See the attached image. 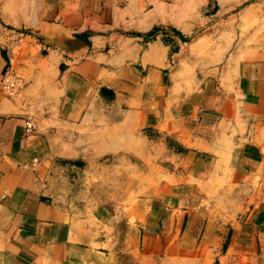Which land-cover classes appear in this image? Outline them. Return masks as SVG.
<instances>
[{"label":"rangeland","instance_id":"1","mask_svg":"<svg viewBox=\"0 0 264 264\" xmlns=\"http://www.w3.org/2000/svg\"><path fill=\"white\" fill-rule=\"evenodd\" d=\"M65 1L85 23L88 19L87 30L74 33L76 38L92 46L87 38L109 34L107 56L97 61L106 71L97 83L117 79L124 69L142 76L149 68L160 72L149 90V116L161 118L158 124L145 125L141 103L125 102L111 91L101 93L102 103L93 99L63 120L61 91L53 84L64 65L58 70L48 65L39 33L64 0H0L5 61L0 87L6 104L0 112L31 119L32 135L49 137L50 153L33 173L44 180L43 199L68 216L75 241L87 243L90 264H259L242 258L255 254V247H227L254 198L229 178L228 165L238 148L234 137L245 126L240 76L264 62V0H111L121 9L117 20L111 17L102 27L98 12L83 13L91 0ZM151 44L154 57L145 53ZM5 74L16 80L12 92L3 87ZM189 109L200 114L226 109L235 119L208 127L187 120ZM161 220L165 228L179 222L188 239L172 246L179 231L162 235L150 227ZM218 225L231 228L222 247L189 245L187 240H204ZM0 264L23 263L11 258Z\"/></svg>","mask_w":264,"mask_h":264},{"label":"crops","instance_id":"2","mask_svg":"<svg viewBox=\"0 0 264 264\" xmlns=\"http://www.w3.org/2000/svg\"><path fill=\"white\" fill-rule=\"evenodd\" d=\"M112 1L91 0L83 13L93 16L98 12L96 16L100 18V26H108L109 19H115L116 10L121 9L117 3L113 5ZM70 3L64 0L62 8L56 11L55 20L46 23V29L39 33L42 42L47 46L43 58L48 65L56 70L64 65L60 81L53 84L57 91H61L59 111L64 116L63 120L67 121L84 107L86 109L93 99L102 103L101 93L111 91L115 98L125 102L138 100L142 110L148 114L144 118L145 125L160 123L161 118H157L156 114L155 119L149 116L150 82L159 83L160 72L149 68L142 76L134 69H124L117 79L97 83L101 72L106 71L98 62L103 56H107L104 46L109 42V34H94L87 38L92 46L76 38L74 33L87 30L85 24L88 19L85 23L82 15L76 14L69 6ZM94 43H99L102 47L98 49L99 46L95 47ZM145 53L148 57H154V45L151 44ZM4 64L0 50V73ZM238 85L242 108L240 115L243 116L240 123L245 126L234 137L238 148L230 157L229 178L250 190L254 198L253 203L244 208V214L240 215L237 232L232 228L227 247L233 245L249 250L255 247V254H244L241 257L253 258L254 262L264 264V62L249 66L240 76ZM208 101L209 99L205 100V105ZM5 107L0 87V110ZM192 111L193 109H189L186 112L187 120L205 122L208 127L216 122L235 119L231 115L233 112L226 109L220 113L207 110L201 114L194 110L196 116L190 118ZM25 122L26 119L5 117L0 112V259L7 261L12 258L14 263L23 264H90L88 250L84 247L87 243L75 241L71 235L70 224H67L68 216L60 207L43 199L44 180L33 173V167L48 157L51 150L49 137L32 135L33 132L26 134ZM251 183L261 185V189L249 186ZM250 199L251 196L244 197L246 202ZM150 227L162 235L169 231H179L181 237L174 240L172 246L182 244L184 237L188 239L186 234L182 235L183 227L176 221L171 228H165L163 220L155 225L150 224ZM230 229L227 226H213L211 234L209 232L204 240L187 241L192 248L199 245L222 247ZM183 230L191 231L193 228ZM165 238H168V234ZM93 259L98 262L97 258Z\"/></svg>","mask_w":264,"mask_h":264},{"label":"built area","instance_id":"3","mask_svg":"<svg viewBox=\"0 0 264 264\" xmlns=\"http://www.w3.org/2000/svg\"><path fill=\"white\" fill-rule=\"evenodd\" d=\"M16 86V80L9 76L8 74H5L3 77V87L6 91L12 92ZM35 129V125L31 119L26 120L25 122V133H31Z\"/></svg>","mask_w":264,"mask_h":264}]
</instances>
